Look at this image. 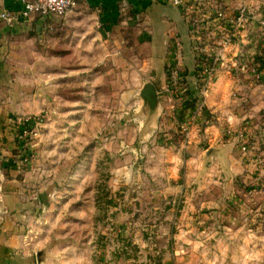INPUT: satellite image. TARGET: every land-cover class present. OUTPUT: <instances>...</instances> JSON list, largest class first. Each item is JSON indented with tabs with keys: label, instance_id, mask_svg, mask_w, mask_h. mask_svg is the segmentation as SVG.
<instances>
[{
	"label": "rangeland",
	"instance_id": "374dc122",
	"mask_svg": "<svg viewBox=\"0 0 264 264\" xmlns=\"http://www.w3.org/2000/svg\"><path fill=\"white\" fill-rule=\"evenodd\" d=\"M184 2L182 6L190 20L193 46L198 55L196 82L190 86L186 76L169 74L170 81L179 78L184 86L171 84L159 90L155 106L141 95L143 84L152 76V67L148 62L150 52L138 42L134 31L122 30L128 37L119 48L122 64L121 59L116 62L114 56L107 57L99 62L95 72L89 70L84 74L69 71L71 67L83 66L78 58H60L55 46L52 49L56 51L47 54L48 41L44 43V37L37 39L36 72L32 83L34 94L45 99L46 106L37 113L26 114L51 112L42 128L52 122L55 132L45 143L62 154L51 163L52 167L56 164L57 169L43 184L47 191L46 211L42 213L46 215L43 220L46 229L43 234L33 230L29 237L31 247L36 248L30 254L31 264L52 263L57 258L52 249L61 243L83 245L86 258H93L94 264H191L188 256L191 255L190 259L203 258L210 252L205 242H215L217 238V234L209 235L204 231L208 222L221 219L217 213L216 218L211 217V211L231 209L229 214L238 210L242 215L235 204L230 203L228 207L219 201L213 204L205 197L217 198L225 190L222 169L229 168L226 166L228 147L233 150L240 147L239 157L244 156L239 151H243L245 144L251 151L247 153L251 161L258 157L260 163L264 162L261 152L259 156H252L259 146L264 147V103L252 100L253 105L247 106L248 113L240 122L236 120L241 106L234 87L237 83L247 84L246 73L230 71L228 65L229 53L242 49L238 44L243 27L225 46V39L234 25L229 21L238 9L248 2L264 5V0ZM52 16L57 17H38ZM246 29L249 31L245 38H249V42H242V45L251 48L256 45L257 32L249 27ZM259 39L262 41L261 37ZM260 47L257 48L262 49ZM107 49L114 50L115 43H108ZM20 54L19 60L26 71L31 58L27 50ZM215 63L220 69L214 84L221 70L227 71L231 83L227 102L221 105L217 101L209 106L207 101L213 86L205 93V69ZM48 67L53 68L44 73ZM61 68L67 74L61 75ZM29 76L33 75H19L25 81ZM258 84L264 87L262 82ZM91 86L93 91H90ZM157 109L162 114L159 121L154 122ZM224 109L231 112L229 115L233 119H228ZM61 110L73 118L77 116V120L53 122L60 116L65 118ZM17 114L12 112L7 120ZM241 130L246 132L244 140L238 137ZM147 133L152 136L146 138ZM25 149L34 152L33 169L37 170V145ZM14 152L17 155L18 149ZM15 159L18 162L16 156ZM19 166L28 169L24 164ZM237 173L233 176L243 174ZM253 173L244 171V177L251 179ZM247 186L240 188L241 193L239 190L232 194L238 199L243 198L241 194L248 196L250 185ZM244 216L242 221L247 222L248 230L251 218L249 214ZM251 234H244L249 247L254 246L256 239L254 233ZM45 238L48 239L44 241Z\"/></svg>",
	"mask_w": 264,
	"mask_h": 264
},
{
	"label": "crops",
	"instance_id": "0c3cea01",
	"mask_svg": "<svg viewBox=\"0 0 264 264\" xmlns=\"http://www.w3.org/2000/svg\"><path fill=\"white\" fill-rule=\"evenodd\" d=\"M248 4L254 13L264 14V5L259 6L252 2ZM22 8L23 0H0V11L10 10L17 13ZM246 27L257 32L255 36L257 42L252 46L253 48L242 45V42H249V38H245L249 31ZM123 28L134 31L138 42L150 52L148 62L152 67V76L146 79L143 86L152 83L157 94L160 93L159 90L171 84L184 86L179 78L170 81L169 74L186 76L187 84L190 86L195 84L194 74L198 55L193 46L190 20L185 14V8L170 0H79L76 12L63 18L52 16L44 19L33 15L29 19L13 24L0 20V264H31L30 254L36 248L31 247L32 242L29 241V237L33 230L43 234L46 229L43 221L46 215L42 213L46 211L47 191L44 190L43 184L57 169L56 164L52 167L51 163L62 154L46 146L45 140L47 141L50 134L55 132V125L47 122L37 139L39 168L37 170L21 168L14 152L17 143L16 128L8 126L6 122L12 112L37 113L46 106V100L34 94L35 85L32 83L33 73L36 72L34 62L37 39L44 37L43 42L48 41V48H45L47 54L52 55L56 51L52 46H55L58 48L57 53L60 58L75 56L83 64L74 69L71 67L69 71L84 74L85 71L91 70L92 73L98 69L99 62L107 57L114 56L116 62L121 59L122 64L119 48L128 40V37L122 33ZM239 34L242 38H239L238 45L242 49L230 51L229 58L248 66H251L255 60L264 63V50H262L264 35L261 29L254 23H248ZM260 37L262 41H259ZM108 43H115V49L109 51ZM258 45L262 49L257 48ZM25 50L28 52V58H31L26 71L19 60L20 53ZM233 55L236 57H232ZM51 68L53 67L45 69L44 73H49ZM63 70L60 69L61 75L67 74V72L64 74ZM23 73L33 76H29L25 81L19 77ZM220 73V78L213 85L209 95L207 101L209 106H214L217 101L222 105L229 97L227 90L231 79L227 71L221 70ZM244 79L247 84L237 83L234 87L235 96H239V106H241L238 109L239 116L236 118L238 121L248 113L247 106L253 105H251L252 100L256 103H264V87L253 80L250 72L246 73ZM91 87L90 91H93L94 87ZM62 110L61 114L65 118L60 116L53 122L66 123L77 120V116L73 118V115ZM224 112L228 119H233V116L229 115L231 112L228 113L227 109H224ZM161 114L157 109L153 121H159ZM65 128H68L67 124ZM150 136L152 135L147 133L145 137ZM46 147L49 150H46ZM230 147H226L228 159L226 166L229 165L230 171L226 169L227 167L222 169L225 172L222 183L225 190L217 198L207 195L205 199L213 204L219 201L227 207L235 204L234 207L241 210L242 215L237 212L238 210L236 212L232 210L229 214L231 209L222 212L211 211V217L216 218L217 213L221 215V219H217L215 223L208 222L204 231L209 235L217 234V238L215 242H205V247L210 252L203 258L196 255L198 259H190L191 255L188 256L187 260L191 264H264V162L260 163L258 157L251 161V155H247L250 150L239 151L249 158L237 157L240 147L234 148L235 151ZM257 150L252 156H259L260 152L264 154V147L259 146ZM247 170L254 172L251 179L244 177V171ZM237 172L243 173L242 176H233L238 174ZM247 185H250L246 192L248 196L241 194L243 198L245 197L244 200L232 194L238 192L241 187L242 189L248 187ZM247 214L251 218L250 227L253 229V236H256L252 247L248 246V240L244 238L245 233L252 235L247 230V222L242 221ZM47 239L45 238L44 241ZM213 247L217 249L213 251ZM222 248L225 251L222 252ZM52 251L57 258L50 264H94L93 258H86L83 245L78 243L56 244Z\"/></svg>",
	"mask_w": 264,
	"mask_h": 264
},
{
	"label": "built area",
	"instance_id": "2783aa9c",
	"mask_svg": "<svg viewBox=\"0 0 264 264\" xmlns=\"http://www.w3.org/2000/svg\"><path fill=\"white\" fill-rule=\"evenodd\" d=\"M174 4L182 6L183 0H170ZM79 5V0H23V8L14 13L10 10L0 11V20L13 24L20 21L29 19L33 15L49 16L54 15L57 17H66L76 12ZM233 22V31H231L225 39V46L231 43L232 38L236 36L239 28L244 27L248 23H254L259 27L264 35V14L254 13L251 10L248 3L243 4L239 9L235 17L229 22ZM218 61V60H217ZM229 70L238 73L250 72L254 81L262 82L264 84V63L260 61H254L251 66L238 62L237 60L229 61ZM225 64V63H223ZM219 66L217 63L210 65L205 69L206 78L204 82L205 93H207L214 84L216 75L219 72ZM51 112L46 110L39 114H17L8 118L7 124L16 128V148L18 164H24L27 168H34V152L30 150L26 151L28 146H36V140L39 139L41 128L43 123L49 118ZM187 130V127H184ZM189 136V133H186ZM238 137L241 140L246 138L245 130H241L238 133ZM24 148V149H23ZM242 149L244 152L248 151V147L243 144ZM249 232H252V227L248 228Z\"/></svg>",
	"mask_w": 264,
	"mask_h": 264
},
{
	"label": "water",
	"instance_id": "95a60500",
	"mask_svg": "<svg viewBox=\"0 0 264 264\" xmlns=\"http://www.w3.org/2000/svg\"><path fill=\"white\" fill-rule=\"evenodd\" d=\"M142 97L152 103V105L157 104V91L152 83H147L141 93Z\"/></svg>",
	"mask_w": 264,
	"mask_h": 264
}]
</instances>
